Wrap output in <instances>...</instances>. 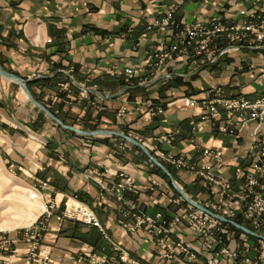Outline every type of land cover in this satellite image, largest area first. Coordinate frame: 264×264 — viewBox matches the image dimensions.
Returning a JSON list of instances; mask_svg holds the SVG:
<instances>
[{
  "label": "crops",
  "instance_id": "obj_1",
  "mask_svg": "<svg viewBox=\"0 0 264 264\" xmlns=\"http://www.w3.org/2000/svg\"><path fill=\"white\" fill-rule=\"evenodd\" d=\"M172 7L174 18L183 23L216 17L231 24L250 10H264V0H0L2 69L28 80L32 97L64 125L30 102L17 82L0 75V150L10 171L26 185L48 182L40 196L56 205L54 214L61 212L66 198L76 197L95 211L111 240L104 239L98 229L73 220L57 221L53 215L42 218L45 227L39 250L40 256L48 257L33 264H91V256L98 264H131L119 260L111 242L139 264H205L201 257L194 261L181 255L163 257L166 247L156 237L143 229L125 230L120 215L125 205L102 187L115 184L116 174L124 172L139 187L138 193L123 194L136 211H161L172 218L179 207L170 199L180 195L174 182L194 203L212 210L226 205L217 187L168 165L171 179L141 148L114 133L139 140L154 156L158 151L181 154L197 165L212 162L202 156L204 148L221 149L222 162L213 172L229 178L236 194L242 183L237 174L248 170L255 145H264V121L251 122L231 135L218 129L226 118L224 112L216 120H200L201 100L208 98L214 84L231 96L249 100L261 96L256 78L264 66V48L234 44L223 55L215 53L196 62L175 56L148 83L140 82L141 75L125 83V68L147 64L160 44L171 42L172 30H148L146 24ZM218 46L227 47L223 40ZM67 80L74 83L61 93L59 85ZM81 86L105 97L89 91L81 97ZM184 97L196 103L184 107L180 101ZM136 100L161 104L164 113L148 122L141 109L117 116L121 105L133 107ZM93 101L100 107L92 106ZM174 129L180 134L172 145L156 140ZM94 131L107 133H82ZM156 182L154 191L143 190ZM233 202L235 215L230 221L237 226L228 223L223 237L240 257L230 262L221 259L220 264H245L244 257L256 254V236L242 218L239 199ZM179 238L200 244L183 226L169 236L171 242ZM30 243L24 230L0 234V264H25Z\"/></svg>",
  "mask_w": 264,
  "mask_h": 264
},
{
  "label": "built area",
  "instance_id": "obj_2",
  "mask_svg": "<svg viewBox=\"0 0 264 264\" xmlns=\"http://www.w3.org/2000/svg\"><path fill=\"white\" fill-rule=\"evenodd\" d=\"M174 8H170L161 17L146 24V29H171L173 39L169 44H160L147 64L135 68H126L124 70L125 81L129 82L131 78L141 74L142 83L147 82L149 76L161 72L166 63L175 56H183L192 62L200 57L211 58L215 53L223 55L228 52V46L234 44L246 45L248 47L264 48V10L255 8L245 13L240 21L231 24H225L216 17L207 21H195L192 23L177 22L173 18ZM225 41L227 47H220L218 43ZM150 66L148 71L146 66ZM146 71V72H145ZM257 83L263 90L261 96L249 100L243 96H231L226 93L223 87L214 84L208 90V98L201 100L204 112L200 115V120H216L222 112L226 113L224 122L219 126V131L223 134H235L244 128L247 124L255 122L260 124L264 121V66L257 76ZM68 83L61 84L66 88ZM186 107L196 103L191 97L180 99ZM135 105L141 109L143 120L150 121L153 117L162 114L161 104L148 100H136ZM94 104V103H92ZM130 108L127 103L121 105L117 111V116L121 117L130 114ZM179 130L174 129L158 138L157 141L166 145L172 144L179 135ZM256 143V137L253 138ZM257 148L254 158L249 168L242 174H237L242 183L238 194L233 192L232 183L229 178L217 177L213 172V167L221 164L222 150L204 148L202 156L212 159V162H203L201 165L188 163L183 155H175L170 152L158 151L157 154L163 160L172 165L177 170H187L196 178H201L211 186L217 187L219 194L225 198L226 205L213 206L216 213L222 214L227 218L235 215L233 200L237 197L240 201L242 218L251 225L256 234V254L253 257H244L245 264H264V234L261 233L264 225V145H255ZM121 182L114 186V191L119 199H122L123 190L137 193L139 188L131 177L120 174ZM44 187L46 182H40ZM147 190L154 191L153 186L145 187ZM165 193H161L164 195ZM32 196L37 195L33 191ZM182 198L173 199V203L178 205V211L173 218H167L160 212L154 215L136 211L134 204L127 203L128 208L122 211L125 219L132 218L131 223L124 222L122 226L129 232H136L142 228L148 234L155 236L159 243L166 247L163 257L171 258L174 255H181L184 258L194 261L201 257L205 264H220L224 259L228 262L237 260L240 254L236 250L230 249L224 240L223 234L226 232L228 224L211 216L201 210L195 209L191 204H182ZM67 217L77 219L82 223L97 228L107 240L108 236L96 217L93 210L86 204L75 199H69L64 209ZM183 226L197 237L200 244L197 246L193 242L179 238L171 242L169 235L173 229ZM31 239L28 258L26 264L33 261H45L47 255L38 258V246L40 241V232H31L28 236ZM109 240V239H108ZM113 249L118 252L122 261L139 264L130 258L127 253L117 244L111 243ZM246 245V242H244ZM40 257V256H39ZM90 260L94 262L93 257Z\"/></svg>",
  "mask_w": 264,
  "mask_h": 264
},
{
  "label": "rangeland",
  "instance_id": "obj_3",
  "mask_svg": "<svg viewBox=\"0 0 264 264\" xmlns=\"http://www.w3.org/2000/svg\"><path fill=\"white\" fill-rule=\"evenodd\" d=\"M174 8V13H175V7H172ZM174 13H173V18H174ZM157 19V18H156ZM175 19V18H174ZM155 20V19H154ZM176 20V19H175ZM177 21V20H176ZM177 22H180V21H177ZM171 30V29H170ZM173 39V38H172ZM172 41V40H171ZM157 49V48H156ZM155 49V50H156ZM155 52V51H154ZM153 52V53H154ZM152 53V55H153ZM152 55H151V58H152ZM150 58V59H151ZM129 68V67H128ZM126 69V68H125ZM124 69V70H125ZM124 70H123V79L125 81V75H124ZM113 74V72H111ZM141 75V74H139ZM37 76L34 75V78H36ZM136 77V76H135ZM131 78V80L129 82H126V84H130L132 82V80L135 78ZM142 77V76H141ZM152 77V76H149V78ZM149 79L147 80V82L145 83H142V78H140V82L142 84H146L148 83ZM65 83H68L67 87L66 88H63L61 86V84H65ZM73 80H67L66 82L64 83H61L59 85L60 87V92H66L69 90V87L71 84H73ZM29 90V89H28ZM88 91L89 92H94L96 93L95 90H92V89H88V88H85L83 86L80 87V96L81 97H85L87 96L88 94ZM25 93V92H24ZM99 94H97L98 96H100L101 98L105 97L103 94H101L100 92H98ZM27 97V96H26ZM28 98V97H27ZM29 100V99H28ZM30 101V100H29ZM31 102V101H30ZM39 103V102H38ZM92 106H95V107H100L98 106L95 101L93 102H90ZM94 103V104H92ZM155 103V102H154ZM182 103V102H181ZM128 107L130 108V114H132V112L136 109H138V106L135 105V106H130L128 103H127ZM183 105V104H182ZM184 106V105H183ZM186 107V106H184ZM163 108V106H162ZM140 110V108L138 109ZM50 112V111H49ZM46 113V112H45ZM51 113V112H50ZM163 113H164V108H163ZM162 113V114H163ZM225 113V112H224ZM47 114V113H46ZM52 114V113H51ZM226 114V113H225ZM54 115V114H52ZM125 115H128V114H125ZM124 115V116H125ZM161 115V114H159ZM48 118L51 119V117L47 114ZM55 116V115H54ZM124 116H121L119 118H122ZM158 116V115H157ZM154 118V117H153ZM59 120V119H58ZM179 130V129H178ZM180 131V130H179ZM180 134V132H179ZM128 136V135H126ZM134 140H136L137 142L141 143L139 140L131 137V136H128ZM177 138V137H176ZM176 140V139H175ZM125 142V144L127 146H132L129 142H127L126 140H123ZM142 144V143H141ZM173 144V143H172ZM170 144V145H172ZM143 145V144H142ZM144 148L148 151V149L146 148L145 145H143ZM149 152V151H148ZM171 153V152H170ZM153 158H155L159 163H161L164 167H168L169 166H172L168 163H166L163 158L161 156H159L158 154H156V156L152 155L151 153H149ZM173 154V153H172ZM175 155H181V154H175ZM150 162L152 163V161L150 160ZM202 164V163H201ZM200 164V165H201ZM173 167V166H172ZM174 168V167H173ZM175 169V168H174ZM177 170V169H176ZM191 173V172H190ZM120 174H124L128 177H131L130 175L124 173V172H120L118 174H116V176L119 178L118 181L111 185V186H103L102 187L106 190H109L120 202H123V204L125 205L121 211H120V215L122 217V219L124 220V222H126L125 220H132V218H129V219H125L123 216H122V211L126 208H128L127 206V200L126 198L124 197V193H133L132 191H128V190H123L121 192V195H122V199H119L118 195L115 193L114 191V186H116L118 183L121 182L122 178L120 177ZM192 174V173H191ZM193 175V174H192ZM132 178V177H131ZM133 179V178H132ZM134 180V179H133ZM40 182H46L47 185L44 187ZM135 183V181H134ZM148 186H153L154 187V190L157 186V182L156 183H152L151 185H148ZM145 187L147 186H144L143 188L140 187V190L143 189L145 191H150V190H147ZM48 188V182L47 181H43V180H40L38 182V185L37 186H34V187H29L28 185H26L24 183V181H22L19 177H17L13 172L10 171L9 169V166H8V163L6 162L5 160V157L3 156L1 150H0V234H4V235H7V234H12L14 232H18V231H25V235L26 237L28 238V236L30 235L31 232H36V230L38 232H40V236L42 238V233L44 232V227H45V222L42 221L41 219L42 218H48V217H51L52 215L56 218L57 221H62L64 219H69V220H73V221H76V222H79V223H82L81 221L77 220V219H74V218H70V217H67L65 214H64V209L66 207V203L69 199H75V200H78L79 202H82L80 201L78 198L76 197H68L65 199L64 201V204H63V208L61 210L60 213L58 214H54V210L56 208V205L51 202V201H42L41 199V196H40V193L43 189H46ZM139 188V187H138ZM37 191V195L36 196H32V192L33 191ZM138 193V192H137ZM164 193V192H163ZM162 196H166V193ZM177 197H180L182 198V204L184 203H188L184 200V198L181 196V195H178V196H173L171 197V203H173V199L177 198ZM37 200V201H36ZM193 201V200H192ZM84 203V202H82ZM130 203V202H128ZM86 204V203H84ZM131 204V203H130ZM189 204V203H188ZM87 205V204H86ZM176 205V204H175ZM88 206V205H87ZM178 206V205H176ZM193 206V205H192ZM90 207V206H89ZM195 209H198L196 208L195 206H193ZM91 208V207H90ZM92 209V208H91ZM136 209V207H135ZM207 209V208H206ZM93 210V209H92ZM200 210V209H198ZM209 211H211L212 213L218 215V216H221L225 219H228L230 220L231 218H227L226 216H222V214H219V213H216L214 211V208L211 210V209H208ZM142 211V210H140ZM202 211V210H201ZM93 212L95 213V211L93 210ZM144 212V211H142ZM160 212L162 215H164L161 211H158ZM204 212V211H203ZM27 213L28 217L26 218H23L24 214ZM146 213V212H144ZM157 213V212H156ZM155 214V213H154ZM154 214H151V215H154ZM96 215V213H95ZM165 216V215H164ZM96 217L98 218V216L96 215ZM166 217V216H165ZM173 218V217H172ZM218 219V218H217ZM28 220V221H27ZM99 220V218H98ZM220 220V219H219ZM40 221V222H39ZM100 221V220H99ZM221 221V220H220ZM223 222V221H222ZM101 223V222H100ZM225 224H228L227 222H224ZM83 225L85 226H89V225H86L84 223H82ZM102 224V223H101ZM229 225V224H228ZM103 226V225H102ZM123 227V226H122ZM95 228V227H94ZM104 228V227H103ZM124 228V227H123ZM97 229V228H96ZM125 229V228H124ZM139 229H142V228H139ZM105 230V229H104ZM126 230V229H125ZM138 230V229H137ZM136 230V231H137ZM144 230V229H143ZM175 229H173L172 233L174 232ZM252 233L255 234V232L253 230H251ZM100 232V231H99ZM101 233V232H100ZM106 233V232H105ZM171 233V234H172ZM102 234V233H101ZM170 234V235H171ZM107 235V234H106ZM169 235V236H170ZM103 236V235H102ZM108 236V235H107ZM256 236V234H255ZM155 237V236H154ZM41 238H40V241H41ZM29 239V238H28ZM105 239V238H104ZM109 239V240H108ZM108 239L107 241H111L109 236H108ZM31 241V239H29ZM40 241H39V244H40ZM112 243V242H111ZM31 244V243H30ZM29 248H30V245H29ZM29 248H28V253H29ZM40 246H38V258L37 259H40V258H43V256H40V250H39ZM47 255V254H46ZM40 256V257H39ZM48 257V255H47ZM28 258V257H27ZM26 258V260H27ZM118 258H119V255H118ZM80 262L82 259H80ZM94 260V259H93ZM119 260L121 262H125V261H122L120 258ZM33 262H39V261H33ZM33 262L31 264H33ZM89 263L91 264H98V262H96L94 260L91 261L90 260V257H89ZM128 263V262H126ZM26 264V262H25ZM133 264V263H131Z\"/></svg>",
  "mask_w": 264,
  "mask_h": 264
},
{
  "label": "water",
  "instance_id": "obj_4",
  "mask_svg": "<svg viewBox=\"0 0 264 264\" xmlns=\"http://www.w3.org/2000/svg\"><path fill=\"white\" fill-rule=\"evenodd\" d=\"M0 75L5 77V78H8V79H11V80H14L15 82H17L23 89V91L25 92L26 96L28 97V99L37 107H39L41 110H43L44 112H46L53 120H55L58 124H60L61 126H64L62 124V122H60V120H58L54 115H52L46 108H44L40 103H38L31 95L30 91L28 90V87H27V83H28V80H23L21 78H19L18 76L14 75V74H10L6 71H4L0 65ZM97 94H99L98 92H96ZM83 134H87V135H94V134H99V133H107L105 131H94V132H82ZM118 136H121L123 137L124 139H126L127 141L133 143L134 145L138 146L139 148H141L147 155L148 157L150 158V160L153 161V163H155L158 167H160L168 176H170V178L172 179L171 175L169 174V172L167 171V169L161 164L159 163L155 158H153L149 152L144 148V146L137 142L136 140L126 136V135H123V134H119V133H114ZM173 185L175 187V189L179 192V194L184 198V200L186 202H188L189 204L195 206L196 208L210 214L211 216L215 217V218H218L220 219L221 221L223 222H227V223H230V224H233L235 226H237V224H235L234 222L228 220V219H225L221 216H218L214 213H212L211 211H209L208 209L204 208L203 206H200L196 203H194L192 200H190L183 192L182 190L176 186L173 182Z\"/></svg>",
  "mask_w": 264,
  "mask_h": 264
},
{
  "label": "bare ground",
  "instance_id": "obj_5",
  "mask_svg": "<svg viewBox=\"0 0 264 264\" xmlns=\"http://www.w3.org/2000/svg\"><path fill=\"white\" fill-rule=\"evenodd\" d=\"M37 201V200H36ZM28 217L27 213L24 214L23 218H26ZM28 221V220H27Z\"/></svg>",
  "mask_w": 264,
  "mask_h": 264
}]
</instances>
